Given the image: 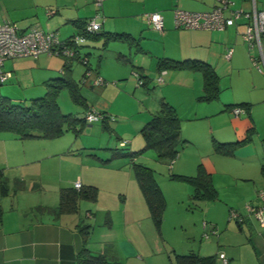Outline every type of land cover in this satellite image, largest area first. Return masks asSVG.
<instances>
[{
  "label": "crops",
  "instance_id": "obj_1",
  "mask_svg": "<svg viewBox=\"0 0 264 264\" xmlns=\"http://www.w3.org/2000/svg\"><path fill=\"white\" fill-rule=\"evenodd\" d=\"M20 1L22 2V0H0V21L10 20L22 29L37 25L45 31L49 30L47 24L46 27H43L44 20L42 22H33L32 20L30 23L16 21L29 17L27 14L13 11L16 10V6H19ZM29 1H35V6H37L39 0ZM231 2L232 6L225 11L227 16L231 9L246 12H250L252 9L251 0H231ZM217 4V0H175L171 4L169 15L158 11L163 17L162 31L154 30L147 24L144 14L149 11L142 15L124 13L123 5L126 6V4H123L121 0H102L100 6L95 5V0H48L47 3L41 5V8L47 6L46 12L50 9L54 10V14L51 16L45 13L46 18L59 14V17L55 18V24L71 25V34L64 39L79 33L80 29L73 22L91 18L94 7L97 10L101 8L105 17L101 22V32L126 34L129 39H132L112 41L105 47H102V39L98 41L86 40L84 45L88 44L98 51L102 50L99 54L96 51L97 67L93 68V64L91 65L89 62L88 68L94 75L103 78L105 85L81 82L85 67L81 76L77 78L80 85L86 91L89 90L90 97H85V101H88L87 108L106 112L109 115H119L122 125L120 127L117 125L115 130L120 129V134L128 137L122 139L119 134L115 133L120 147H128L129 152L140 150L143 147L144 140L142 135V138L139 136L140 130L151 115L159 110L163 101L176 109L181 121V134L191 144L193 151L200 149L212 139L223 143H225L224 141L241 140L252 128L251 141L237 148L233 156H225L214 150L213 153L202 155L199 164H202L214 184L216 175L218 183L223 175L228 176L229 171L225 170L223 165L235 161L239 169H237L234 179L247 181L248 185L247 196L243 197L245 201L236 204V210L240 212L243 219L240 222L234 220L236 227L229 224L230 226H226L224 232L220 234L217 241V262L223 264L219 256L220 253H223L228 259V264H264V225H261L256 216L246 211L244 207L246 205L264 207V201L258 196L260 191H264V174L261 173V166L264 164V141H262L264 139V70L260 71L258 69L260 65L253 64L251 56L256 54V50H249L242 38V33L249 20L242 16L236 19L233 25L223 30L176 28L173 20L175 8L204 12L210 11ZM255 4L257 10H264V0H255ZM53 5L59 6L60 10L50 7ZM143 8L145 10V6ZM35 13V16L39 15L38 11ZM160 59L206 62L218 77L219 92L217 97L210 101L197 100L203 94L202 73L191 69L175 68L161 71L158 68ZM7 61L10 62L8 67H6ZM64 62V58L59 55L47 54H41L35 58L8 59L4 63V70L10 72L11 76L5 83L11 80L19 82L22 78L23 67L28 64L31 73L39 74L38 77H31L32 82L38 80L45 84L50 79L64 76V72H66L65 70L63 72ZM72 65L70 68L73 76ZM135 73L144 77V85L136 86ZM157 78H162V81L158 82ZM110 81L113 82L111 87L107 84ZM115 81H123V83L116 85ZM120 95L126 101H134V107L137 108L138 119L134 129L138 133L132 136V139H129L131 138L129 132L125 131L127 133L124 134L121 130L129 119L125 117L127 116L126 105L117 104ZM8 98L11 101L13 99V97ZM19 103L27 105L29 102L20 101ZM235 105L240 106L244 112L235 116L232 113ZM199 108L204 110L202 115L198 114ZM199 120L200 122H194ZM91 124L88 126L91 127ZM102 125L104 126V124ZM107 125L109 127L110 124ZM217 135H228L229 139H216ZM48 140L50 139L24 141L17 139L12 133L0 132V167L6 164L7 169L15 170L11 175L8 171L5 173L3 171L0 175V264H76V254L83 245L82 238L77 231L80 218L71 214L54 218L47 212L36 211L35 208L57 206L59 190L62 186L71 187L77 181L81 186H101V184H109V182L115 184L117 176L114 172L124 171L125 165H130L133 177L132 162L139 160L138 157L133 161L128 158V161H123L122 164H113L102 163L91 158L84 163L83 160L81 161L80 155H75L78 151L77 147L74 148L75 143L72 142L69 145L71 147H57L56 144H45L44 141ZM27 142L31 143L28 144V151L25 149ZM123 142L124 144H122ZM18 143H23L21 150H18ZM185 147L188 146L185 145ZM82 148H87L85 150L90 153L96 149L94 144ZM54 157H58L61 164L65 160H74L78 157L79 164H75V167H79L77 168L78 172L70 173L71 171H69L64 179L58 176L56 184L53 179L56 163L53 160ZM182 157L184 154L175 164L176 174L195 175L182 172L185 168V164H180ZM51 166H53L51 169L53 173L50 170L46 173L45 170L48 167L52 168ZM110 172L113 173L112 178L108 174ZM92 173L93 176L95 174L98 176L93 177ZM130 178L128 176V179ZM2 179L7 182V188L4 191L1 189ZM62 180L63 183H61ZM19 182L23 184V189H18ZM136 185L137 190H133L134 197L141 200V191L138 184ZM39 191L43 193L42 196H38ZM124 196L128 199L127 194ZM103 198L102 201L106 202L107 200H103ZM100 199L99 195L97 201H101ZM126 199L119 204L117 213L121 217L123 225L129 226L133 233L141 226L139 209H142V206L140 203L129 205ZM97 201L94 203L96 207H98ZM91 208L94 207L90 206L86 210V214L90 213L92 217L94 214ZM107 244V241L103 239L98 245L91 246L89 239L87 246L93 252H104L109 256L106 251ZM121 244L128 255L135 257L139 253L138 248L133 246L131 241L123 239Z\"/></svg>",
  "mask_w": 264,
  "mask_h": 264
},
{
  "label": "rangeland",
  "instance_id": "obj_2",
  "mask_svg": "<svg viewBox=\"0 0 264 264\" xmlns=\"http://www.w3.org/2000/svg\"><path fill=\"white\" fill-rule=\"evenodd\" d=\"M173 1L175 0H121L123 4H126V6L123 5L124 13L130 15H142V13L148 11H161L162 13L169 15L171 13L170 8ZM47 2L48 0H39L37 2L38 5L36 4L37 6H35V1H20L18 3L19 6H16V10L13 11L27 14L29 15V17L25 20L16 21L20 23L22 21H26L27 23H30L32 22V20L33 22H42L44 20V24H42L43 27H46V24L49 27V30L46 31H55L56 29H58L56 31L58 37L60 39H64L69 34H71L70 30H72V27L68 24H55V18H57V16L59 17V14L51 18H46L44 14L46 13L45 9L47 6L41 8V5H44ZM144 6L145 10H143ZM50 7L60 10L59 6L53 5ZM37 11L39 12V15L37 14L35 16V12ZM96 14H100V17L98 18L99 22H102L105 19L101 8L97 10L94 7L91 17H94ZM86 40L88 41L89 39L86 38ZM96 51L99 54V52H101L102 50L100 49V51H98L96 48H93V46L88 44H82V46H80V53L82 55L90 53L87 57L91 65L93 64V68L97 67L95 61V56L97 53ZM6 63V67H8L10 62L7 61ZM72 64L73 77L76 80L81 76V73L84 70V66L76 60H74ZM258 64L262 69H264V64H262L261 62H258ZM38 75L39 74H37V72L31 73L30 66H28V64H25L22 71V78H20L19 82L11 80L8 83L2 84L0 86V94L6 97H13L12 102L14 103H19L20 101L29 102L30 99L41 97L46 92L45 85L38 80V82H32L31 78H35L36 76L38 77ZM77 82H79L78 79ZM110 83L107 82L110 87L113 86V82L110 81ZM115 83L116 85H118L120 83H123V81H115ZM79 89L81 95L84 98L86 96L90 97L89 90H87V92L86 89H84V87L80 85V83ZM122 97L121 95L118 97L119 100L117 101V104L126 105L125 111L127 116L125 117H127L129 120L126 122V124H124L121 130L124 134L129 132L131 135V138L129 139H132V136L138 133L134 129V126L137 125L136 122L138 119V114L136 113L137 108L134 107V101H126ZM87 102L88 101H86V103ZM58 103L61 111L65 114L70 113L77 117H82L84 115L85 108L82 106V104L74 102L67 90L61 91L58 96ZM202 111L204 112L202 108H199L198 114L202 115ZM111 116L114 117V121L110 122L108 128H105L101 122H94L93 124H91V127H89L88 124L85 125L82 131L75 133V131H73L72 129H67L60 137L44 142H46L45 144H56L57 147H71L69 145L72 142L75 143L76 146H74V148H78V151L75 153V155H80L79 157L81 158V161H84V163L91 160V158L97 159L99 161L100 159L107 160L112 155V149L115 148H118L119 152L126 153L128 152V147H120L119 141H117L115 134H119L122 139L128 138L127 136L120 134V129L115 130V127L117 125L119 127L122 125V121L119 118V115ZM194 122H200V120ZM76 127L77 130L81 129L80 124H76ZM139 134L140 138H142L141 133ZM216 137H218L216 139H229L227 138L229 137L228 135H217ZM213 140L214 139H212L211 142H206V144H204L200 149H195L194 151L192 150L193 147L191 146V144H186V146L188 147L182 149V151L175 159V161L172 162V164L167 160L158 159L156 153L151 149L144 151L141 155L138 156V163L146 165L147 167L153 169L154 177L164 197L165 209L159 228H157L152 221L142 194L140 196L141 200H138L134 197L133 190H137V183L134 174L133 177L131 176L132 173L129 168L130 165H125L126 168L124 169V171L118 173L113 171L117 176L115 178V184L109 182V184H101V186H96L98 189L97 199L99 195L101 196V201L98 202L96 200L98 202V207H96L94 204L96 201H80L78 212L71 214L72 216L80 218L83 223L89 224L91 226L89 237L91 246H94V244L98 245V243L104 239V241H107L108 243V248L106 250L107 253H109L108 259H115L119 262V264H175V254H216L218 247L217 241L220 234L224 232L226 226H228L229 224L231 226H235L234 220L230 218L229 210H236V204L238 205L239 203L244 202L245 200L243 199V197H246L248 192L247 181L244 182L234 179L236 175L235 173L237 169H239L237 162L230 161L223 165L225 170L229 172L228 176L223 175L221 177L219 183L217 182V175L215 176V183L212 184L216 189L217 199L213 201L193 200L190 197L191 187L189 184L184 181L170 179V173H177L176 171H174L175 164L179 162L181 155L183 156V154L184 157H182V161L180 162V164H185V168L184 170H182V172L186 174H196L198 165L199 163H201V156L214 152L216 143L215 140ZM22 144L23 143H18V150L22 149ZM25 144H27L25 145V149L26 151H28V144L31 143L27 142ZM90 144H94V146L96 147V149L93 150L92 153H90L88 150H85L87 148H82L83 146L87 147ZM80 145L81 148H79ZM27 154L29 155V153ZM90 154L91 156L87 157V155ZM106 155H108V158H106ZM54 158L55 159L53 160L56 163L55 177L53 179L56 184L58 183V176L64 179L69 174V171H71L70 173L78 172L77 168L79 167H75V164H79L78 157H76V159L74 160H65L62 162V164L59 161L58 157ZM123 161H128V157L120 155L116 158H113L108 163L122 164L124 163ZM60 165L61 167L59 168ZM51 167L52 168L48 167L45 172L47 173L48 170L52 172L51 169H53V166ZM86 168H84V170H86ZM3 171L4 173L8 171V173H10L11 175L14 174L15 170L7 169L6 164H4L0 167V175ZM108 174L110 175V178H112L113 173L110 172ZM97 176L98 175L95 174L93 177ZM128 176L129 178L131 176L132 179H128ZM63 182L64 181L62 180L61 183ZM217 185L219 187L218 189ZM42 194L43 193L39 191L38 196H42ZM126 194L128 195V199H126L124 196ZM102 197H104L103 200L107 201H102ZM125 199L129 205H132L133 203H140V205L142 206V209H139L141 226L139 230L135 229L133 233L131 232L129 226L126 227L123 225L122 219L117 213L119 204ZM89 205L91 207H94L91 208V211L94 214L92 217L91 214L90 216H86V210L90 207ZM95 208L98 209L96 210ZM146 224L148 225L147 227ZM123 239L127 240L128 242L131 241L132 245L138 248L139 253L135 257L128 255V252H125V250H123L121 244V242H123ZM216 264L219 263L216 262Z\"/></svg>",
  "mask_w": 264,
  "mask_h": 264
},
{
  "label": "trees",
  "instance_id": "obj_3",
  "mask_svg": "<svg viewBox=\"0 0 264 264\" xmlns=\"http://www.w3.org/2000/svg\"><path fill=\"white\" fill-rule=\"evenodd\" d=\"M84 21H74L75 25L80 29L79 33L74 34L66 39L65 42L75 35H82L87 39L94 41L103 40L102 47L107 46L112 41L132 40L126 34H117L109 32H101V29L93 34L85 31ZM102 25V23H101ZM140 49V48H139ZM82 55V54H81ZM86 55V54H84ZM71 62H64V76L50 79L45 82L46 92L41 97L30 99L29 103H14L8 97L0 94V132H8L15 135L19 140L29 139H55L63 135L67 129H72L75 133L82 131L83 127L88 123L85 120L86 113L91 109L87 108L85 98L81 95L79 82L71 75ZM89 60L83 64L88 68ZM159 70L168 68L175 69H191L200 71L203 75V94L197 98L199 101H210L217 97L219 88L217 85V74L213 71L209 64L203 61L184 60L173 61L160 59L158 62ZM89 69V68H88ZM138 79L145 84L144 77L137 74ZM84 74L81 79L83 82ZM2 85V84H1ZM0 85V86H1ZM141 85V86H142ZM67 90L74 102L82 104L86 109L82 117L73 114H65L61 111L58 96L61 91ZM240 107L238 105L233 106ZM107 114L106 112H101ZM109 115V114H107ZM105 128L110 124L105 119L101 121ZM76 124H80L81 129L77 130ZM140 133L144 140V145L140 150L132 152H119L118 149H112V155L107 160H101L102 163H108L113 158L120 155L127 156L131 161L141 155L144 151L153 150L158 159L174 162L182 149L188 143L181 134L180 118L176 109L169 103L163 101L159 110L153 113L150 119L142 126ZM253 130L250 128L246 136L234 142H217L214 150L216 153L233 156L235 150L240 146L249 143L252 139ZM214 141V140H213ZM264 141V139H262ZM132 170L141 194L147 205L149 215L156 225L160 227L162 215L165 209V201L162 191L154 177L153 169L138 162H132ZM261 173L264 174V164L261 166ZM170 179L184 181L191 187V198L197 201H213L217 199V192L212 184L210 175L205 171L202 164L198 165L197 173L193 176L170 173ZM18 189H23V184L19 182ZM7 182L2 179L1 189L6 190ZM98 189L94 185L62 187L59 190V203L55 207L38 206L35 208L38 212H47L54 218H59L65 214H74L78 212L80 201H96ZM234 209H230L233 211ZM236 211V210H234ZM238 212V211H237ZM240 213V212H238ZM1 215V210H0ZM87 216V214H86ZM90 216V213H89ZM77 231L82 238V247L76 254V264H119L115 259H108L106 253H97L90 250L87 246L91 226L83 223L81 219L77 224ZM108 247H106L107 250ZM106 252V251H105ZM175 264H216L217 254L199 255L195 253L175 254Z\"/></svg>",
  "mask_w": 264,
  "mask_h": 264
},
{
  "label": "built area",
  "instance_id": "obj_4",
  "mask_svg": "<svg viewBox=\"0 0 264 264\" xmlns=\"http://www.w3.org/2000/svg\"><path fill=\"white\" fill-rule=\"evenodd\" d=\"M102 0H95V5L100 6ZM218 4L210 11L192 12L181 8H175L173 13L174 25L176 28L194 29V30H223L234 24V21L242 16L246 17L249 22L242 33V38L248 45L249 50H256V55L251 56L253 64L259 65L258 62L264 64V10H257L255 0H251L252 9L250 12L239 9H231L229 15H225V11L232 6L231 0H217ZM47 15L54 14V10H47ZM100 14L87 19L85 23V31L93 34L101 29V22L98 21ZM147 24L154 30L162 31L164 27L163 17L160 12L154 11L144 14ZM86 37L82 35L73 36L69 42L60 39L56 31H45L37 25L27 28H20L15 22L10 20L0 21V85L4 84L11 76L10 72L4 70V63L8 59H19L24 57H38L41 54L59 55L68 63L76 60L82 65L88 61L87 55H81L80 46L84 44ZM257 56V57H256ZM260 71L264 69H260ZM136 86L142 85V80L138 79L137 73ZM158 82L162 78H157ZM83 82H90L93 85H105L103 78L94 75L91 69L86 67L84 71ZM241 107H234L232 113L237 116L243 113ZM114 121L111 115H105L101 111L91 108L85 115L88 123ZM124 144V142L122 143ZM75 188H80V182L74 183ZM259 198L264 201V191H260ZM246 211L253 213L264 225V207H254L252 205L245 206ZM230 218L240 222L243 216L237 211H230ZM89 216V213H87ZM223 264H228V259L223 253L219 254Z\"/></svg>",
  "mask_w": 264,
  "mask_h": 264
}]
</instances>
